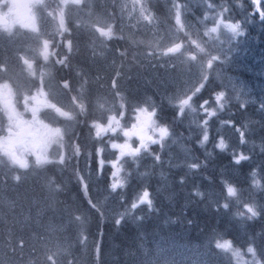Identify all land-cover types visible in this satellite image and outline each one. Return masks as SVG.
<instances>
[{"label":"rangeland","instance_id":"374dc122","mask_svg":"<svg viewBox=\"0 0 264 264\" xmlns=\"http://www.w3.org/2000/svg\"><path fill=\"white\" fill-rule=\"evenodd\" d=\"M69 1L73 34L65 54L54 59L51 41L41 26V41L36 40L43 48L41 55L20 58L18 64L0 51V264H92L96 234L91 237L79 228L91 210L77 216L76 223L71 209L58 208L55 195L43 185L57 180L67 194L72 183L55 179L48 168L63 162L68 153L69 159L74 157L73 151L80 149V172L72 179L79 192L96 197L98 209L92 220L99 224L116 221L119 214L126 218L131 204L122 208L125 200L119 188L111 189L115 179L111 165L119 156L112 144L136 148L137 134H154L139 110L147 107L151 112L159 105L163 122L155 120L156 125L167 127L169 134L135 158L123 157L120 179L125 186L132 174L147 183L156 173L161 201L174 206L175 192L164 178L168 174L164 165L174 152L180 162L175 168L190 170L195 134L208 131L214 121L218 125L213 129L225 133L220 124L230 115L223 110L231 102L264 105V19L260 17L264 0H259L260 11L253 0ZM221 19L239 23L242 35L232 36L220 25L219 38L210 41L205 30ZM53 25L56 31L57 24ZM212 54L220 59L207 70V80L213 86L223 85L218 92L224 93L222 109L216 100L201 103L192 95L200 83H206L201 74ZM55 63L64 66L58 70ZM9 68L18 75L27 71L21 91H7L14 77ZM190 95L191 107L178 115L179 100ZM211 111L215 115L209 117ZM85 124L91 126L92 145L78 143ZM256 135L248 144L257 147L261 158L256 161L264 164V133L257 130ZM70 139L75 142L69 143ZM226 171L232 180L242 179L234 164H228ZM171 239L170 234L174 251L178 248L173 242L184 248L183 239Z\"/></svg>","mask_w":264,"mask_h":264},{"label":"trees","instance_id":"16d2710c","mask_svg":"<svg viewBox=\"0 0 264 264\" xmlns=\"http://www.w3.org/2000/svg\"><path fill=\"white\" fill-rule=\"evenodd\" d=\"M262 36L264 38V34ZM210 82V79L207 80L201 91L195 94L201 103L214 102L215 95L224 88L222 84L213 86ZM171 110L173 113L174 107ZM223 112L230 114L220 124L225 133L213 129L215 124L218 125L214 121L207 131V142L201 143L205 130L195 134L196 138L190 145L195 157L190 161L198 167L187 171L175 168L180 163L175 152L164 165V168H168L164 178L175 192L176 205L169 206L161 201L155 186V181L160 183L156 173L147 183L134 179L135 176L130 174L126 177L127 184L118 189L125 200L121 203L122 208L132 205L145 190L150 194L152 207L149 209L147 205H140L135 210L130 208L119 225L115 220L99 224L97 219L92 220L98 209L95 206L96 197L85 190L79 192L77 183L72 179L80 172L77 170L80 149L73 151L75 158L69 159L68 153L63 162L48 168L55 179H68L72 183L67 194H64L63 183L57 180L43 185L44 189L55 195L58 208L66 206L71 209L76 223L77 216L91 210L89 219L85 215L78 226L88 231L91 237L96 234L92 264H256V261L264 264V164L256 161L261 158L257 147L248 144L251 143V136L257 137V130L264 133V105L231 102ZM159 119L162 123V110L157 105L155 120ZM85 125L81 132L83 138L78 139V143L85 141L92 145L95 140L92 133L90 135L91 126ZM85 132L89 137H85ZM180 139L185 143V139ZM221 140L227 145L223 151L217 147ZM74 142L70 139L69 143ZM239 149L247 159L236 163V158L240 156ZM228 164L237 167L242 176L240 181L230 178L226 171ZM254 181L259 182L258 186ZM227 186L234 187L237 195L228 196ZM38 187H41L40 184ZM225 204L227 207H224ZM245 205H254L259 215L249 219ZM242 212L245 215H240ZM170 234L172 241L183 239L184 248L178 247L179 241L173 242L178 248L174 251L171 248L173 244H169ZM218 240L230 241L232 250L217 248ZM249 247L255 250V259L247 252ZM237 250L239 256L233 254Z\"/></svg>","mask_w":264,"mask_h":264},{"label":"flooded vegetation","instance_id":"af4514ba","mask_svg":"<svg viewBox=\"0 0 264 264\" xmlns=\"http://www.w3.org/2000/svg\"><path fill=\"white\" fill-rule=\"evenodd\" d=\"M70 12L69 0H0V51L18 64L20 58L41 55L43 48L36 43V40L41 41L38 38L41 26L51 41L54 59L56 55L65 54L66 43L71 41L73 34L69 23ZM53 23L57 24L56 31ZM55 66L61 68L64 65L55 63ZM13 71L9 68V74L14 77L7 83V91H21L28 79L24 76L27 71L19 75ZM32 80L35 78L32 77Z\"/></svg>","mask_w":264,"mask_h":264},{"label":"snow or ice","instance_id":"6c2138e0","mask_svg":"<svg viewBox=\"0 0 264 264\" xmlns=\"http://www.w3.org/2000/svg\"><path fill=\"white\" fill-rule=\"evenodd\" d=\"M253 3L256 5V11H260L259 8V0H253ZM209 8L213 7L212 4L208 5ZM181 13L179 11V7L177 9V18H178V22H179V17H180ZM260 17L261 19H264V12L260 13ZM205 19H207V16L205 17ZM220 25H223V27L227 30L228 33H230L232 36H239L242 35V32L240 31L241 25L239 23H224V21L221 19L219 21H217L216 26L207 28L205 30V36H207V38L210 41L213 40H217L219 37L216 35L219 31V27ZM201 51H203V49H201ZM220 59V57L218 55H211L210 59L207 62L206 65V71H204L201 74V79L202 81L207 80L208 78V69H212L214 62L218 61ZM204 87V83H200L198 87L195 88L194 92L192 93V95H195L196 93L200 92L201 89ZM192 100V96H187L186 98H181L179 100L178 103V108H179V113L178 115H182L184 113L185 108H189L191 107V102ZM216 103L220 106V108H223V103L222 101H224V93L221 92L219 94L216 95L215 97ZM142 113H144L147 116V122H146V126L147 127H151L153 129V135H147V136H141L139 134L138 138L140 139V144L138 147L136 148H132L130 144H124V145H117L115 143L112 144V148L115 150L119 151V156L117 157L115 162H112V168L114 169L112 176L115 178L114 182L111 184V189L113 191H116V189L118 188H122L124 187V181L122 179H120V173L122 171V165H120L119 161L125 157V156H129V157H133L135 158L136 156H138L141 153V150L144 151H148V146L149 144H158L161 143L167 136H168V129L167 127H163V126H157L156 125V121L154 119V117L156 116V110L153 108V110L151 112L148 111L147 107H144L143 109L139 110ZM212 115H215V111H211L208 112V116L211 117ZM207 124V120L204 121V125ZM99 135V133H98ZM127 135V133H126ZM208 140V134L207 131L204 132L203 135V140L201 141V143L203 144L204 142H207ZM243 142V140H242ZM217 147L220 150H224L227 145L224 143L223 140H221L219 142V144L217 145ZM157 160H159V156L156 157ZM247 159L246 156L240 155L239 157L236 158L235 162L236 163H240L241 160ZM101 165L103 164V161H100ZM189 167L191 168H196L198 167V165L196 164H191L189 165ZM16 180H19V177H16ZM255 184H259L258 181H254ZM227 190V194L230 197H234L237 195L236 189L232 186H227L226 187ZM197 195H199V193H197ZM140 205H147V207L149 209H151L152 207V201L150 199V194L147 190L143 191L142 194L138 197V200L133 202L131 205V209L135 210L137 207H139ZM224 207H227V204L224 205ZM245 212L248 214V218L252 219L255 218L259 215V212L257 211L256 207L254 205H245ZM245 212L240 213V215H245ZM123 215L121 214L120 218L116 220V224L119 225L121 223V220L123 219ZM77 219L79 220L80 217H77ZM216 247L224 250V251H230L232 250V245L230 241H217L216 242ZM99 251V249H97V252ZM247 252L252 254L253 258L255 259V250L252 247H249L247 249ZM235 256H239L240 253L239 251H235L233 253ZM256 264H259V261H256Z\"/></svg>","mask_w":264,"mask_h":264},{"label":"bare ground","instance_id":"6f19581e","mask_svg":"<svg viewBox=\"0 0 264 264\" xmlns=\"http://www.w3.org/2000/svg\"><path fill=\"white\" fill-rule=\"evenodd\" d=\"M136 67H137V66H136ZM136 67H135V68H136ZM2 226H3V225H2ZM2 226H1V227H2ZM33 237H34V236H33Z\"/></svg>","mask_w":264,"mask_h":264}]
</instances>
